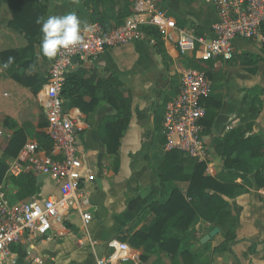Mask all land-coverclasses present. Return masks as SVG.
Here are the masks:
<instances>
[{
	"label": "crops",
	"instance_id": "1",
	"mask_svg": "<svg viewBox=\"0 0 264 264\" xmlns=\"http://www.w3.org/2000/svg\"><path fill=\"white\" fill-rule=\"evenodd\" d=\"M129 4L131 8V0ZM157 4L173 18L177 26L194 28L198 35L209 33L216 21V11L209 0H157ZM68 12L77 13L81 30L86 31L97 24L90 21V10L81 0H48L44 17ZM7 19L6 7L0 4V52L23 49L28 45V40L22 33L9 29ZM157 33L159 36L156 38L147 34L143 40L106 48L96 59L73 60L68 72L82 70L84 87L90 89L93 96L88 93L79 95L80 99L76 102L87 104L95 101L92 110L86 113L78 103L71 101L70 104L63 98L65 109L75 123V138L84 163L80 187L85 193V206L92 219L84 224L76 211L61 212L59 219L52 221L47 235H26L10 247L7 255L0 256V264H96V258L111 253L112 249L107 247L111 239L129 245V236L149 219L146 209L150 203L164 202L173 189L185 193L187 181L168 180L161 184L157 168L168 151L162 134L165 103L176 93L180 69L188 66L189 60L194 58L180 55L172 44L163 41ZM41 38L40 32L32 54L25 52L20 60L21 64L28 59H32L33 63L26 67L18 64L15 68L23 82L16 81L5 68H0V155L17 131L23 133L24 144L34 142L42 153L39 140L42 135L47 136L44 83L52 59L41 56ZM234 47L231 60L217 66L209 61L211 88L204 96L214 114L209 127L201 125L209 153L205 174L218 180L224 178L226 170L222 158L214 151V140L246 123L245 110L248 105L243 106L242 99L252 88L263 91L259 96L262 107L252 128L244 131V136L261 138L264 159V40L236 39ZM242 52L257 59L253 72L240 64L239 54ZM109 74L116 75L131 95L130 120L120 139L117 160L114 154L107 153L97 135L103 118L115 112L106 101L100 99V91L94 89L97 80ZM38 79H44V82L35 90ZM85 79L93 80L88 85ZM19 152L15 157L8 158L6 163L20 156ZM13 177L16 176L4 174L0 184V193L10 204L22 201L16 196L17 187L12 182ZM247 177L250 185L244 184L245 187L234 196H222L229 204V215L220 213L212 223L199 218L188 235L165 228L162 238L183 242L188 239L189 244L199 247L192 264H264V180L259 185L254 174ZM36 179L37 191L33 195L36 198L56 197L61 193L60 185L53 176L41 175ZM235 182L241 184L243 181L237 178ZM215 227L219 232L201 243V238ZM229 234L232 239L227 240ZM129 247L132 259L116 264H183L179 255L171 257L157 251L143 260L142 248Z\"/></svg>",
	"mask_w": 264,
	"mask_h": 264
},
{
	"label": "built area",
	"instance_id": "2",
	"mask_svg": "<svg viewBox=\"0 0 264 264\" xmlns=\"http://www.w3.org/2000/svg\"><path fill=\"white\" fill-rule=\"evenodd\" d=\"M131 15L119 26L103 29L91 25L81 30L78 46L62 49L52 59L44 83L47 107L45 111L47 136L52 145L42 149L34 142L24 144L20 156L7 164L5 175L30 173L34 177L51 175L60 185L56 197L10 204L0 193V256L9 253L12 245L29 237H43L64 211H76L82 223L92 219L86 209V196L80 187L83 158L75 138L74 119L65 109L61 91L66 73L74 59H96L106 48L146 38V27L159 32L161 39L172 44L182 56L211 61L215 66L232 59L234 40H264V0H209L216 11V21L209 33L198 35L194 28L179 27L173 18L161 9L157 0H131ZM211 83L205 73L185 66L179 71L176 93L165 103L162 117V134L166 150H178L184 156L204 162L209 160L208 147L200 120L205 109L200 99L206 96ZM107 247L112 251L96 258V264H116L132 259L129 245L111 239Z\"/></svg>",
	"mask_w": 264,
	"mask_h": 264
},
{
	"label": "trees",
	"instance_id": "3",
	"mask_svg": "<svg viewBox=\"0 0 264 264\" xmlns=\"http://www.w3.org/2000/svg\"><path fill=\"white\" fill-rule=\"evenodd\" d=\"M81 1L90 10V21L97 23L103 29L119 26L126 17L131 15L129 0ZM0 4L6 7L8 13L6 26L11 30L22 33L28 40V45L23 49H10L0 52L1 65L7 61L8 57L14 58L13 63L5 69L13 79L21 81L15 68L18 64H21L20 60L25 52L31 54L33 52V45L37 42L40 34V26L36 21L39 17L45 16L48 9V0H0ZM145 31L153 38L159 36L153 28L146 27ZM162 57L165 59L163 53ZM239 57L242 66L251 72L255 70L257 59L254 56L242 52ZM31 60H26L21 66L31 65L33 63ZM188 66L203 71L207 78L209 77V68L211 67L209 61L191 59ZM82 72V70H78L66 73L61 96L68 100L70 104L71 101L73 104L78 103L81 109L87 113L92 110L95 101L92 100L87 104L82 101L76 102L80 99L79 95L88 93L92 96L91 90L84 87ZM33 79L31 80L34 81L35 79ZM92 80L85 79V82L90 85ZM43 82L44 79L36 80L34 89L37 90V87ZM29 84L32 83L29 82ZM95 88L100 91V99L106 101L115 111L103 118L97 135L105 145L107 153L114 154L117 160L120 139L130 120L131 95L128 88L114 74L98 79ZM262 93L263 91L259 88L248 90L242 99V105H248L245 110L246 123L229 130L223 137L214 140V151L222 158L226 170L222 180L206 175V164L204 162L186 157L178 150L172 149L166 152L162 163L157 168L159 182L163 184L168 180L187 181L188 187L185 193L179 189H173L164 202H154L148 205L146 213H149V219L146 224L128 238L131 247L142 248L141 258L143 260L150 253L157 251L171 257L179 255L183 264H192L195 252L199 247L189 244L188 239H185L184 242L174 238L163 239V230L172 228L188 235L199 218L212 223L220 213L226 216L229 215V204L222 196H234L238 190L245 187L244 184L250 185L248 175L254 174L258 184L263 183L264 159L261 154L263 142L258 136H244V131L252 128L254 119L261 110L262 103L259 96ZM248 99L250 100L248 101ZM200 104L205 109L200 124L207 128L212 122L214 114L208 107L206 97L200 99ZM24 142L23 133L17 131L2 151L0 155V184L7 169L6 160L15 157ZM51 145L52 142L48 136L42 135L39 146L44 150H49ZM237 178H241L243 182L241 184L236 183ZM12 182L17 187L16 196L19 200L28 201L36 194L37 179L32 174L22 173L13 177ZM230 239H232L231 234L227 236V240ZM199 246L202 247V245Z\"/></svg>",
	"mask_w": 264,
	"mask_h": 264
},
{
	"label": "clouds",
	"instance_id": "4",
	"mask_svg": "<svg viewBox=\"0 0 264 264\" xmlns=\"http://www.w3.org/2000/svg\"><path fill=\"white\" fill-rule=\"evenodd\" d=\"M36 23L40 26L42 34L40 52L44 58L51 60L60 50L75 47L81 43V20L76 12L48 15L46 18L39 17ZM13 61V57H8L0 68L9 67Z\"/></svg>",
	"mask_w": 264,
	"mask_h": 264
},
{
	"label": "water",
	"instance_id": "5",
	"mask_svg": "<svg viewBox=\"0 0 264 264\" xmlns=\"http://www.w3.org/2000/svg\"><path fill=\"white\" fill-rule=\"evenodd\" d=\"M218 232H219V229L217 227L213 228L212 230H210L206 235H204L201 238L200 242L204 243V242L208 241L211 237L215 236Z\"/></svg>",
	"mask_w": 264,
	"mask_h": 264
}]
</instances>
